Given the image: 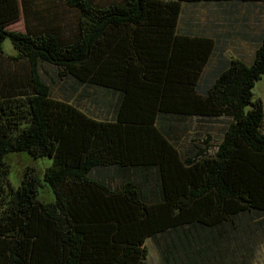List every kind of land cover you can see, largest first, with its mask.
Here are the masks:
<instances>
[{
  "label": "trees",
  "instance_id": "16d2710c",
  "mask_svg": "<svg viewBox=\"0 0 264 264\" xmlns=\"http://www.w3.org/2000/svg\"><path fill=\"white\" fill-rule=\"evenodd\" d=\"M62 1L76 16L70 31L0 23V58L6 38L16 52L0 59V264H144L149 237L180 227L187 246H204L238 214L264 212L263 107L252 97L264 73V27L252 60L221 53L203 84L217 40L178 29L182 3L264 0ZM41 62L74 87L112 93L111 114L54 97ZM17 64L20 76L6 69ZM190 117H227L213 153L209 135L178 145L169 120ZM19 151L51 159L43 181L53 201L37 199L32 166L9 184L5 156ZM102 168L123 177L116 188L93 176ZM128 171L142 172L144 183L150 171L155 185L140 187Z\"/></svg>",
  "mask_w": 264,
  "mask_h": 264
},
{
  "label": "rangeland",
  "instance_id": "374dc122",
  "mask_svg": "<svg viewBox=\"0 0 264 264\" xmlns=\"http://www.w3.org/2000/svg\"><path fill=\"white\" fill-rule=\"evenodd\" d=\"M25 1L26 9L23 14L20 0H0V23L6 29L23 32L25 22L31 30H35L33 27L44 30L40 26L44 24L45 29L49 26H58L65 32L74 28L75 13L67 8L62 0H24V6ZM219 22L223 25H219ZM263 27L264 7L260 3L225 2L222 5L208 2L182 3L178 21L179 30L188 31L191 34L212 33L217 40L215 52L201 74L200 83L202 84L205 80L212 78L211 74L222 57L221 53L225 57L239 56L245 61L250 58L252 60L253 57L250 55L254 53L253 39L259 42ZM247 35L252 36V42L249 43L244 39ZM1 46L5 57L16 53L8 38L3 40ZM19 66L17 64L16 68L6 67V69L20 76ZM39 70L42 79L50 85V91L54 97L67 98L78 107L87 108L97 116L104 117L111 114L115 96L109 91L102 88L74 87L70 77L59 78L56 68L47 63L41 62ZM252 97L253 100H259L262 104L261 132L264 133V73L255 81ZM248 108L246 107L245 110ZM172 122L169 120V124L174 126L179 135L178 145L181 148L189 146L192 138L201 140L209 135L208 153H213L215 145L221 138V129L226 125L227 117L206 122H199L196 118L190 117L182 122ZM5 157L9 170L7 180L11 186L16 188L26 167L32 166L40 179L37 199L44 202L53 201V192L43 181L44 171L51 164L50 158H35L25 151L8 153ZM140 173L128 171L124 173V176L145 188L155 185L150 171L145 174V178L149 179L145 181L147 183H144L143 173ZM92 174L94 177L103 178L111 188H116L123 179L113 168L96 169ZM218 235L220 239L204 246L198 242L196 245L187 246L183 242L180 227L169 230L165 234H158L154 238L149 237L144 242L147 249L144 264H264V212L240 213L236 216L234 225L226 226L225 232L219 231ZM212 256L218 262L212 261Z\"/></svg>",
  "mask_w": 264,
  "mask_h": 264
}]
</instances>
